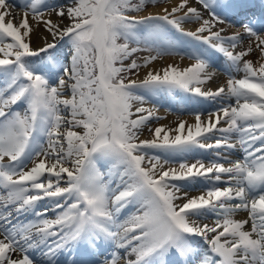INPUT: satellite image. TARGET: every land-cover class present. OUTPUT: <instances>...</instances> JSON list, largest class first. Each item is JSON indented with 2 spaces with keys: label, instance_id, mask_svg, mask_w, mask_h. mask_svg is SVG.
Masks as SVG:
<instances>
[{
  "label": "snow or ice",
  "instance_id": "snow-or-ice-1",
  "mask_svg": "<svg viewBox=\"0 0 264 264\" xmlns=\"http://www.w3.org/2000/svg\"><path fill=\"white\" fill-rule=\"evenodd\" d=\"M255 7L0 0V264H264ZM182 93L220 106L152 127Z\"/></svg>",
  "mask_w": 264,
  "mask_h": 264
},
{
  "label": "bare ground",
  "instance_id": "bare-ground-1",
  "mask_svg": "<svg viewBox=\"0 0 264 264\" xmlns=\"http://www.w3.org/2000/svg\"><path fill=\"white\" fill-rule=\"evenodd\" d=\"M14 11L18 14L19 17V15H22L23 9L17 8L14 9ZM235 30L236 29H229V31H235ZM36 43H38V41H36ZM172 62L180 64L181 66H186L189 63H191V61L187 57L181 60L180 57L174 56L167 58L166 61L157 62V64L158 66H164L166 63H172ZM212 71L216 73V76L214 77V81L209 83L208 87L214 90L219 84L224 83V81L227 79V74L223 70V67L220 63L214 66ZM140 75L142 77L144 73L141 72ZM156 98H158V101L157 102L153 101V104L149 106H154L157 110V114L160 117H164V119L153 122V124L151 125L152 127L158 126L159 124L174 126L181 119H185L191 122L194 119V115L196 111L215 110L220 106L219 103L215 101L211 100V101L202 102V100H200L199 98H195L194 102L193 100H191L190 103H186L188 96L187 94H183V93L180 96L179 95L163 96ZM175 101H176V105L172 107V104H174ZM149 136L150 133L148 131H145L142 138H147ZM200 151L205 152V150H200ZM192 194L196 195L198 193L196 191H193ZM48 215L51 217L52 213L50 212ZM237 218H241V217L238 216Z\"/></svg>",
  "mask_w": 264,
  "mask_h": 264
}]
</instances>
